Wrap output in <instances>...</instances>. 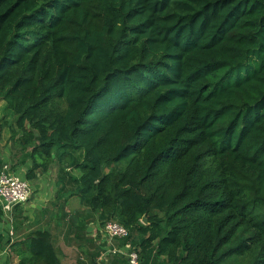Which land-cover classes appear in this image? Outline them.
I'll return each mask as SVG.
<instances>
[{"label":"trees","instance_id":"trees-1","mask_svg":"<svg viewBox=\"0 0 264 264\" xmlns=\"http://www.w3.org/2000/svg\"><path fill=\"white\" fill-rule=\"evenodd\" d=\"M0 98L81 240L118 222L140 264H264V0H0ZM24 247L63 264L47 229Z\"/></svg>","mask_w":264,"mask_h":264},{"label":"crops","instance_id":"crops-1","mask_svg":"<svg viewBox=\"0 0 264 264\" xmlns=\"http://www.w3.org/2000/svg\"><path fill=\"white\" fill-rule=\"evenodd\" d=\"M16 120L17 117L8 109L6 101L0 98V163L2 168L9 165L13 174L25 179L33 162L27 159L29 150H23L17 138L15 141L12 139L17 132ZM59 171L60 165L55 163L47 173H39L38 180L32 182L34 189L31 200L26 205L14 208L10 213L3 211L0 232L8 235V242L0 252V264H18L21 260L18 250L24 249L25 239L39 229H47L52 233L63 264H121L124 254L118 251L125 249L121 245L122 239L109 240L101 233L102 238L98 240L97 222L90 224L83 236L93 243H88L84 238L81 240L75 233L69 232L71 216L81 208V204L77 197L67 198L69 194H62L60 200L57 198L61 188L58 187ZM67 171L74 177L78 175L73 168H67ZM72 189L66 187L67 191ZM102 245L105 252L98 256L99 247Z\"/></svg>","mask_w":264,"mask_h":264},{"label":"built area","instance_id":"built-area-1","mask_svg":"<svg viewBox=\"0 0 264 264\" xmlns=\"http://www.w3.org/2000/svg\"><path fill=\"white\" fill-rule=\"evenodd\" d=\"M32 194L33 184L13 174L9 165H4L0 171V208L5 213H10L17 206L26 205ZM101 232L109 240L126 239L130 236L129 230L118 222L107 223ZM125 249H120L118 253L128 256L130 264H140L139 252L129 246Z\"/></svg>","mask_w":264,"mask_h":264},{"label":"water","instance_id":"water-1","mask_svg":"<svg viewBox=\"0 0 264 264\" xmlns=\"http://www.w3.org/2000/svg\"><path fill=\"white\" fill-rule=\"evenodd\" d=\"M37 135V134H36ZM142 223L144 224V225H148V220H147V217L146 216H144L143 217V219H142ZM89 230H91V229H89ZM143 241V240H142Z\"/></svg>","mask_w":264,"mask_h":264},{"label":"rangeland","instance_id":"rangeland-1","mask_svg":"<svg viewBox=\"0 0 264 264\" xmlns=\"http://www.w3.org/2000/svg\"><path fill=\"white\" fill-rule=\"evenodd\" d=\"M125 164V162L123 163V165ZM114 240V239H113ZM161 262L160 263H162V260H160Z\"/></svg>","mask_w":264,"mask_h":264}]
</instances>
